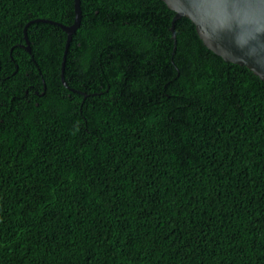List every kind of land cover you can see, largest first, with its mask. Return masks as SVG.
Here are the masks:
<instances>
[{
    "label": "trees",
    "instance_id": "trees-1",
    "mask_svg": "<svg viewBox=\"0 0 264 264\" xmlns=\"http://www.w3.org/2000/svg\"><path fill=\"white\" fill-rule=\"evenodd\" d=\"M81 9L67 87L74 0H0V264H264V81L163 0Z\"/></svg>",
    "mask_w": 264,
    "mask_h": 264
},
{
    "label": "water",
    "instance_id": "water-1",
    "mask_svg": "<svg viewBox=\"0 0 264 264\" xmlns=\"http://www.w3.org/2000/svg\"><path fill=\"white\" fill-rule=\"evenodd\" d=\"M163 1L175 12L171 28L175 42L176 21L187 17L195 24L200 38L211 51L227 62L246 66L264 81V0ZM74 11L72 25L59 24L67 33L61 76L67 87L65 64L73 34L82 22L81 0H74ZM27 27L24 29L28 43L26 48L30 50Z\"/></svg>",
    "mask_w": 264,
    "mask_h": 264
}]
</instances>
